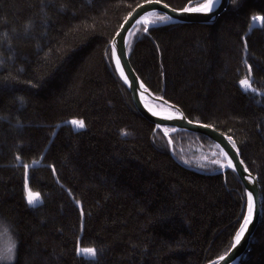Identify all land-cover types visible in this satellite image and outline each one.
<instances>
[{
    "label": "trees",
    "instance_id": "trees-1",
    "mask_svg": "<svg viewBox=\"0 0 264 264\" xmlns=\"http://www.w3.org/2000/svg\"><path fill=\"white\" fill-rule=\"evenodd\" d=\"M147 1L0 0V224L16 241L13 264H210L231 248L246 202L239 178L181 163L115 67L111 41ZM254 16L264 0H230L215 23L138 25L128 44L144 86L229 136L256 177L261 214L239 264H264V21Z\"/></svg>",
    "mask_w": 264,
    "mask_h": 264
},
{
    "label": "water",
    "instance_id": "water-1",
    "mask_svg": "<svg viewBox=\"0 0 264 264\" xmlns=\"http://www.w3.org/2000/svg\"><path fill=\"white\" fill-rule=\"evenodd\" d=\"M230 0H219V6L215 7L211 13H201V12H184L183 9H174L162 2H156V0L147 1L138 5L124 20L120 28L114 35L111 41V51L113 47L116 48V56H113L114 64L116 66V59L119 58L121 61V67L124 69L125 74L129 78V83H125L130 96L133 102L134 107L139 112V114L145 118L148 122L152 123L158 128H171L175 131H182L192 134H197L204 136L211 140V142L222 152L226 160L232 161V164L235 166V170L231 167L225 168V170H232L236 176L239 178L240 182L243 185L245 191V208L244 216L247 215V202H248V193L251 192L254 200V213L253 221L249 225L248 231L245 233V236L241 240V244L236 248H231L228 252L223 255L224 260L219 258L215 260L217 264H239L245 251L247 250L251 238L254 235L255 230L258 227L260 214H261V203H260V189L256 177L249 172L244 162L239 154L237 147L233 148L232 143H235L230 137L224 133L218 131L217 129L209 126L207 124L198 123L187 119L182 110L177 106L171 104L163 98L156 97L149 90L143 93L141 96L142 89L139 88V84L142 83L137 74L135 73L130 59H129V50L128 44L131 33L133 29L141 23V17L146 16L147 13H155V15L171 17V19L166 20L164 23H198V24H212L215 23L218 18L226 11L228 8ZM167 5V7H165ZM194 8V7H193ZM119 33V35H117ZM124 41V42H122ZM118 74L120 75L119 70L117 69ZM121 77V76H120ZM135 81V87L130 86L131 82ZM147 102H152L159 104L165 107L168 111L165 113H159L160 115H152V112L148 110L145 106ZM173 115L172 119H165L163 117L167 115ZM236 145V144H235ZM247 169V171H245ZM243 223V219H242ZM241 223V224H242ZM234 243V242H233ZM212 264V263H210Z\"/></svg>",
    "mask_w": 264,
    "mask_h": 264
},
{
    "label": "rangeland",
    "instance_id": "rangeland-1",
    "mask_svg": "<svg viewBox=\"0 0 264 264\" xmlns=\"http://www.w3.org/2000/svg\"><path fill=\"white\" fill-rule=\"evenodd\" d=\"M205 2V1H204ZM198 7V6H195ZM194 7V8H195ZM154 23L160 21L157 16H151L150 24L138 25H151L152 20ZM260 21L253 23L259 24ZM137 25V26H138ZM137 32V29H136ZM248 79V78H244ZM250 83V79H248ZM242 87V86H241ZM243 88V87H242ZM252 88V87H251ZM251 91V90H250ZM152 102H147L157 113H165L168 110ZM161 133L164 139L168 141V147L171 153L183 164L202 171H221L228 165L225 161L222 152L215 147V145L202 144L195 139L177 135L175 130L163 127ZM169 137V138H168ZM27 189L25 188V196ZM27 197V196H26ZM27 200V198H26ZM38 203V202H37ZM36 203V204H37ZM33 206V205H31ZM12 249V251H9ZM16 241L9 228L0 224V264H13L15 260Z\"/></svg>",
    "mask_w": 264,
    "mask_h": 264
},
{
    "label": "snow or ice",
    "instance_id": "snow-or-ice-1",
    "mask_svg": "<svg viewBox=\"0 0 264 264\" xmlns=\"http://www.w3.org/2000/svg\"><path fill=\"white\" fill-rule=\"evenodd\" d=\"M149 2H151V0H149ZM156 2H159V0H156ZM232 2L234 3L235 0H232ZM219 6V0H205L204 3L200 4L198 7H186L183 9L184 12H201V13H211L213 12L215 7ZM165 7H167V5H165ZM155 13H147L146 16L141 17V20L144 21L146 24L150 23V21H148L147 17L148 16H154ZM157 19L164 21V20H169L171 19V17H167V16H160L157 17ZM253 23H255L256 21H264V17L261 16H254L252 17ZM141 21H137V23H140ZM155 21H151V23H154ZM250 30L252 28V25L249 26ZM148 28L146 27L144 29L145 32H148ZM117 35H119V33H117ZM124 42V41H122ZM112 55L115 57L116 56V48L115 46L113 47L112 50ZM116 66L117 69L120 72V76L121 78L124 80L125 83H129V78L128 76L125 74L124 69L121 67V61L119 58L116 59ZM251 70V66H249V71ZM240 85L243 87L244 91L247 92L249 90H251L252 92L255 93V89L251 88V85L248 81V79H241L239 81ZM136 82L132 81L130 86L135 87ZM139 88L142 89L143 91L141 92V96H143L144 92H147L148 89L144 86L143 83L139 84ZM147 107V105H145ZM150 112H152V115H160L157 112L152 111L151 108L148 109ZM165 119H172L173 115H167L165 117H163ZM189 123H191L192 121H188ZM68 124L72 125L75 129H82L85 127V123L83 120H79V119H72L70 121H67ZM123 135H126L127 133H122ZM231 139V138H229ZM232 147L235 148L236 145L235 143H232ZM17 159L19 160L20 157L18 156ZM38 163V161H33V164ZM241 164L243 163V161L240 162ZM228 167H231L235 170V166L232 164V161L229 160L228 162ZM25 168V176H27V168L28 165H24ZM53 171H55V169H53ZM245 171H247V169H245ZM25 188L27 189V202L30 205L35 206L36 203L39 201V194L38 193H33L30 189H28L27 183H25ZM76 203L79 205L80 202L76 201ZM81 213L83 214V209L81 208ZM253 213H254V200H253V195L251 192L248 193V202H247V215L243 217V223L241 224L240 228L238 231H236L235 236H234V243L232 244L233 248H236L238 245L241 244V240L242 238L245 236V233L248 231L249 225L252 223L253 221ZM9 251H12V249H10ZM97 253V250L93 247H83V248H78L77 249V254L78 255H83L87 258H95ZM220 260H224L225 258L223 256H221L219 258ZM212 264H217V262L213 261Z\"/></svg>",
    "mask_w": 264,
    "mask_h": 264
},
{
    "label": "bare ground",
    "instance_id": "bare-ground-1",
    "mask_svg": "<svg viewBox=\"0 0 264 264\" xmlns=\"http://www.w3.org/2000/svg\"><path fill=\"white\" fill-rule=\"evenodd\" d=\"M159 17H160V15H159ZM150 18H151V16H148V17H147L148 21H150ZM151 20H152V19H151ZM152 21H153V20H152ZM140 23H141V24H146V23H145L144 21H142V20H141ZM147 24H150V23H147ZM136 27H137V26H136ZM136 27H135V28H136ZM135 28H134V29H135ZM160 98H161V97H160ZM151 104H152V103H151ZM147 108H148V109L151 108L152 111L156 112L155 109H153V108H152L151 106H149V105H147ZM168 138H169V137H168ZM213 146H214V145H213ZM215 147H216V146H215ZM224 158H225V157H224ZM225 161H226L227 164H228V161L226 160V158H225ZM227 167H228V165H227L225 168H227ZM224 170H225V169H224ZM229 170H230V169H229ZM26 196H27V195H26ZM26 198H27V197H26Z\"/></svg>",
    "mask_w": 264,
    "mask_h": 264
}]
</instances>
